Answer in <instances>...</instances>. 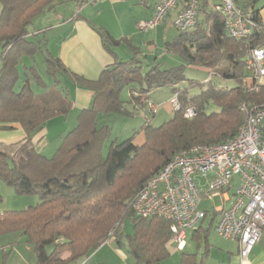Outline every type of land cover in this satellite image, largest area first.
<instances>
[{
  "label": "trees",
  "instance_id": "trees-1",
  "mask_svg": "<svg viewBox=\"0 0 264 264\" xmlns=\"http://www.w3.org/2000/svg\"><path fill=\"white\" fill-rule=\"evenodd\" d=\"M0 1V128L19 124L26 133L12 152L0 145V181L20 196L39 199L25 210L0 212V238L11 234L25 237L33 247L36 264L77 263L112 239L135 264H164L170 259L171 222L137 217L131 202L183 150L199 145L213 147L235 137L246 118L243 103L249 107L264 105V87L253 79L246 65L250 51L264 46V25L257 11L250 18L258 29L249 38L237 40L226 34L224 18L204 0L201 22L166 44L169 54L213 74L205 84L190 82L189 87L201 89L196 96H190L188 89H176L186 82L184 66L150 65L133 57L127 62L117 61L92 82L72 74L60 60L47 55L44 63L53 86L37 95L32 83L46 86L38 70L28 69L26 64L27 58L35 59L39 53L28 37L34 20L54 9L57 0ZM96 31L108 47L119 46L107 32ZM22 70L30 74L24 82ZM214 76L236 87L220 88L213 83ZM59 77L93 89L96 97L92 107L80 113L76 128L65 136L54 156L48 158L35 149L32 139L49 120L71 111L72 103L60 88ZM250 78L254 82L251 87ZM132 84L138 87L131 90L130 103L145 107L153 93L173 87L181 109L159 127L146 123L126 141L110 142V127L99 126L98 117L128 115L122 111L127 102L120 94ZM212 106L219 111H211ZM190 107L197 115L186 118ZM140 133L145 142L136 146L133 141ZM127 219L131 234L126 232ZM180 264H204V259L185 252Z\"/></svg>",
  "mask_w": 264,
  "mask_h": 264
},
{
  "label": "crops",
  "instance_id": "crops-1",
  "mask_svg": "<svg viewBox=\"0 0 264 264\" xmlns=\"http://www.w3.org/2000/svg\"><path fill=\"white\" fill-rule=\"evenodd\" d=\"M82 2L84 4L80 6ZM236 2L248 15L257 11L260 21L264 25V0H236ZM60 4L61 6L37 17L30 28L28 38L38 46L39 53L37 56L41 54V64L44 63L46 55L51 56L60 60L72 74L92 82L97 81L103 71L114 67L117 61L127 62L133 57H137L140 61L143 59L145 64L151 65L155 62L165 64L161 61L168 56L165 54L168 53L165 50L166 44L175 38L170 41L171 39H168L167 34H164L163 29H161L164 24L154 30H157L155 39L144 44L134 40L140 31L138 29L139 21L149 20L153 16L156 3L152 9L149 8L151 4L146 0H105L101 3H92L91 0H60ZM140 6L148 8V11ZM1 11L2 4L0 1V14ZM96 29L107 32L114 41L119 42V46L108 47ZM125 48L130 55L126 53ZM120 50L124 52V57H130L127 58V61L121 60ZM158 53L161 60L157 56ZM167 64L168 62L165 65ZM27 65L28 69L29 67L33 68V59H28ZM198 69L211 74L206 69ZM22 74L25 79L30 78L28 71L22 70ZM59 78L62 92L72 103L71 111L67 116H59L49 120L32 139L35 149L48 158L57 151L65 136L76 128L80 113L91 108L96 97V92L93 89L80 86L69 81L66 77ZM257 82L264 87V77ZM44 83L46 89L37 85L38 91L32 83V89L37 95L45 93L48 88L53 86V80H44ZM253 83L252 78L248 79L250 87ZM152 103L156 105L155 102L152 101ZM134 109L136 110L138 107H134ZM168 111H171L170 107H168ZM112 116L117 115H100L98 120L100 117ZM102 124L107 125L105 121H101L100 124L98 122L99 126ZM25 138L26 133L19 124L0 128V145L7 152H12V148L23 142ZM133 142L136 146L143 145L145 142L144 134H138ZM48 151H51L52 154H47ZM199 181L201 188L205 189V181L202 179ZM233 196L234 191H230L229 201H224V197L221 195H204L200 209L207 213V218L196 230L187 234L183 249H178L172 241L168 244L170 257L174 258L175 254L178 256L174 264H180L181 255L185 252L196 254L198 260L204 259V264H264V229L259 244L247 260L240 257V248L237 242L225 240L219 235L222 241H218L214 235L217 234L215 223L220 210L229 206ZM214 200H218L220 204L214 208L212 206V210H210L211 207L204 208V204L211 205L212 203L214 205ZM214 215H216V219L211 228ZM18 243H21L19 239L10 240L6 244V250L13 249V245ZM16 247L12 251L17 250ZM31 263L36 264V257ZM69 264H135V261L125 249L118 248L112 239L103 244L91 256L77 263Z\"/></svg>",
  "mask_w": 264,
  "mask_h": 264
},
{
  "label": "built area",
  "instance_id": "built-area-1",
  "mask_svg": "<svg viewBox=\"0 0 264 264\" xmlns=\"http://www.w3.org/2000/svg\"><path fill=\"white\" fill-rule=\"evenodd\" d=\"M105 0H91L101 3ZM204 0H157L153 16L139 21L142 32L155 30L175 12L173 26L179 33L194 29ZM209 7L224 18L226 34L237 40L249 38L258 26L236 0H208ZM246 65L259 81L264 77V46L250 51ZM213 74H210V79ZM170 104L181 109L178 95ZM154 104L149 103L153 108ZM246 118L235 137L213 147L193 146L177 154L150 179L132 200L134 214L141 218L159 217L171 222L172 242L178 249L186 244L187 234L206 219L200 209L204 195H221L229 206L220 210L215 232L221 238L239 244L240 257L247 260L259 244L264 229V105L241 106ZM154 109V108H153ZM197 115L190 107L186 118ZM199 179L205 181L201 188Z\"/></svg>",
  "mask_w": 264,
  "mask_h": 264
},
{
  "label": "rangeland",
  "instance_id": "rangeland-1",
  "mask_svg": "<svg viewBox=\"0 0 264 264\" xmlns=\"http://www.w3.org/2000/svg\"><path fill=\"white\" fill-rule=\"evenodd\" d=\"M151 4L149 7L152 9L155 3H157V0H146ZM57 5L55 6H61L60 0L56 1ZM156 6V5H155ZM143 9H146L148 11V8H145L144 6H140ZM176 13L172 12L169 15V18L166 20L165 23H163V29L164 34H167L168 39H171L172 41L173 38H176L179 35V32L175 29V27L172 24V21L175 18ZM202 15H200L199 18V23L202 20ZM157 31V30H156ZM152 30L149 32H140L138 31V35L134 40L137 42L144 44L146 42H149L153 39H155L157 36V32ZM168 31V33H167ZM162 49V48H161ZM126 53H128V50L125 48ZM146 51V49H144ZM160 51V50H159ZM161 52V51H160ZM120 56H122V61H127L128 57H124L125 54L122 50L119 51ZM163 53V52H162ZM161 53V54H162ZM168 56L167 58H163L161 62L165 63L168 62L166 65L167 67L171 66H184L185 67V77H186V82H183L179 84L176 89L180 91H184L185 89L189 90L190 96H196L200 93V87L195 86V87H189L190 82H195L198 84H205L206 80L208 81L210 74L207 71H204L202 69L194 68L188 66L184 60H182L179 57L174 56L173 54L165 53ZM128 55H130L128 53ZM159 53L157 54L158 58L161 60V57H159ZM41 54L39 56H36L35 59H33L34 67L38 70L39 74L43 77L44 80L48 81V79L52 80V77L49 76L47 73V65L45 63L41 64ZM30 59V58H27ZM31 60V59H30ZM28 60H26L27 62ZM25 62V63H26ZM143 62V59H142ZM27 64V63H26ZM43 66V68H42ZM24 77L22 74V82H24ZM34 88L37 90V83L33 82ZM213 83L217 84L218 87L220 88H227L231 89L236 87V84L230 81H220L217 76L213 77ZM23 84V83H22ZM135 87H138L135 84L126 86L120 94V97L123 101L127 102V104H124L125 108H122L123 110H126L128 115L122 114V115H117V116H112L108 118H102L100 117L98 122L105 121L108 127H110L111 130V135L109 137L110 142L111 141H118L124 142L127 139H129L132 135L133 132L135 131H140L142 127L145 126L146 123L151 125L152 127H159L162 124L168 122L172 116H173V108L170 104L171 98L174 96L175 93V88L173 87H167L158 90L157 92L153 93L151 100L156 103L154 104L153 108L149 107L148 102L145 107H140L138 105V102H135V104L130 103V96H131V90ZM38 91V90H37ZM159 104V105H157ZM136 105V106H135ZM138 107V109H134ZM168 107H170L171 111H168ZM211 111H219V108L216 106L211 107ZM109 146V143L107 144V148ZM56 152V151H55ZM47 154H52L51 151H48ZM55 153L51 155V157L54 156ZM50 157V158H51ZM0 212H8V211H22L27 209L30 206H34L39 202L38 197L36 196H20L18 195L14 189L8 187L6 184H4L2 181H0ZM214 205L211 203L209 204H204V208L212 210L215 206H218L220 202L218 200H214ZM34 203V204H33ZM213 206V208H212ZM126 232L128 234L132 233V225L126 220ZM19 234H11L8 235L6 238L0 239V264H30L33 259H35V253L33 251V247L29 244L26 243V238L18 236ZM216 239L218 241H222V239L217 235L214 234ZM14 239H19L21 243H18L16 245H13L14 247L17 246V250L12 251L13 249L6 250L7 246L6 244L10 242V240ZM180 256V255H179ZM178 256H174V258L168 259L164 264H174L176 262ZM32 264V263H31Z\"/></svg>",
  "mask_w": 264,
  "mask_h": 264
}]
</instances>
